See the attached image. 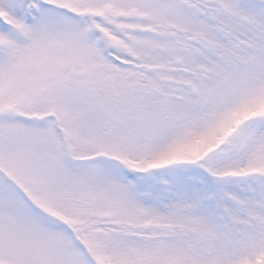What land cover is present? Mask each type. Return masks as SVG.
Returning <instances> with one entry per match:
<instances>
[{
    "label": "snow or ice",
    "instance_id": "1",
    "mask_svg": "<svg viewBox=\"0 0 264 264\" xmlns=\"http://www.w3.org/2000/svg\"><path fill=\"white\" fill-rule=\"evenodd\" d=\"M0 264H264V0H0Z\"/></svg>",
    "mask_w": 264,
    "mask_h": 264
}]
</instances>
